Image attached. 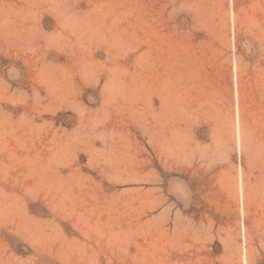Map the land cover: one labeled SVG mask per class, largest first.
Returning <instances> with one entry per match:
<instances>
[{"label": "rangeland", "instance_id": "obj_1", "mask_svg": "<svg viewBox=\"0 0 264 264\" xmlns=\"http://www.w3.org/2000/svg\"><path fill=\"white\" fill-rule=\"evenodd\" d=\"M0 264H264V0H0Z\"/></svg>", "mask_w": 264, "mask_h": 264}]
</instances>
